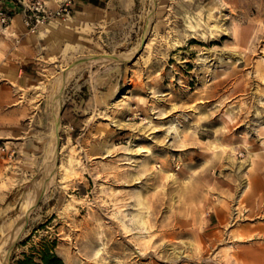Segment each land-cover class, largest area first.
Returning a JSON list of instances; mask_svg holds the SVG:
<instances>
[{"label":"rangeland","instance_id":"1","mask_svg":"<svg viewBox=\"0 0 264 264\" xmlns=\"http://www.w3.org/2000/svg\"><path fill=\"white\" fill-rule=\"evenodd\" d=\"M118 2L0 22V264H264V0Z\"/></svg>","mask_w":264,"mask_h":264},{"label":"built area","instance_id":"2","mask_svg":"<svg viewBox=\"0 0 264 264\" xmlns=\"http://www.w3.org/2000/svg\"><path fill=\"white\" fill-rule=\"evenodd\" d=\"M77 0H63L57 7H50L43 0H0V22L8 25L13 16L21 14L27 29L37 30L47 22L71 17Z\"/></svg>","mask_w":264,"mask_h":264},{"label":"bare ground","instance_id":"3","mask_svg":"<svg viewBox=\"0 0 264 264\" xmlns=\"http://www.w3.org/2000/svg\"><path fill=\"white\" fill-rule=\"evenodd\" d=\"M20 22H22L21 21V18H20V16L19 15H17L15 18H14V20H13V23L15 24V23H20ZM13 24V25H14ZM13 25H11V26H9L8 27V29H6L5 31L6 32H9V33H14L15 32V30H14V26ZM219 27V26H218ZM117 58H118V56H116ZM77 66L78 65H74L73 67H71V68H69L68 69V71H66V74H64L63 75V83H65L67 80H69L72 76H73V74L77 71ZM122 94H118V96H116V99L118 100V98L121 96ZM58 115V109H56V116ZM238 127H240V126H237L235 129H237ZM153 133H155V131H152L150 134H148V136H150L151 134H153ZM186 137V136H185ZM135 139H138V138H135ZM135 139H133L132 141H135ZM130 146L131 147H134L135 145L133 144V142L130 144ZM236 178V177H235ZM235 178L233 177V178H228L227 179V181L230 183V182H232V181H235ZM246 181L247 182H245V184H244V187H245V190H244V193H243V198H247L248 197V195H249V189H251L252 188V186H253V183H252V181L250 180V178H246ZM251 191H253V190H251ZM256 191V189L254 190V192ZM247 192V193H246ZM241 201V200H240ZM140 205L142 206L141 207V209H146L148 206H146V205H144L142 202H140ZM220 213H218V215H219V217L222 219V222H226L228 219H229V213H228V210L227 209H224V208H222V210H220L219 211ZM140 217H141V224H143V225H147V227H149V225H148V220L147 219H145V217H144V215H140ZM232 221V220H231ZM230 221V222H231ZM260 230H264V228H259ZM150 231V230H149ZM207 237L209 238V235H207ZM210 241V240H209ZM214 243V242H213ZM151 253V252H150ZM152 254V253H151ZM176 255V258L175 259H173V257H172V261H178L179 259H181L182 258V252H178V253H176L175 254ZM240 255H243V259H244V262L243 263H241V264H250L251 262H253L252 260L254 259V258H256L257 260H262V258L260 257V256H255L254 258L248 253V252H243V253H240ZM230 256L232 257V254H230ZM191 258V257H190ZM196 258L198 259V261L199 262H197V263H199V264H201V263H205V262H207V261H210V260H212V257H208V256H204V257H202V255H196ZM239 264V263H238Z\"/></svg>","mask_w":264,"mask_h":264},{"label":"crops","instance_id":"4","mask_svg":"<svg viewBox=\"0 0 264 264\" xmlns=\"http://www.w3.org/2000/svg\"><path fill=\"white\" fill-rule=\"evenodd\" d=\"M119 0H77L76 1V8H75V12H76V9L77 8H105L107 7L109 4H112V3H116L118 2ZM119 3V2H118ZM48 5V4H47ZM59 5V4H58ZM58 5L54 6V5H48L50 7H57ZM19 15L21 18V14H16L13 16V19L12 21L14 20V18ZM23 20V18H22ZM11 21V22H12ZM10 22V23H11ZM24 23V22H23ZM26 27V26H25ZM27 28V27H26Z\"/></svg>","mask_w":264,"mask_h":264},{"label":"trees","instance_id":"5","mask_svg":"<svg viewBox=\"0 0 264 264\" xmlns=\"http://www.w3.org/2000/svg\"><path fill=\"white\" fill-rule=\"evenodd\" d=\"M43 259H44V264H56L57 263L55 261H50L48 256L44 257ZM37 264H39V263H37Z\"/></svg>","mask_w":264,"mask_h":264}]
</instances>
